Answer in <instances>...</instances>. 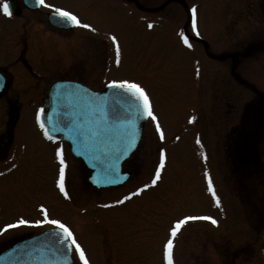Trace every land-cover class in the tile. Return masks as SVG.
Listing matches in <instances>:
<instances>
[{
	"label": "rangeland",
	"instance_id": "obj_1",
	"mask_svg": "<svg viewBox=\"0 0 264 264\" xmlns=\"http://www.w3.org/2000/svg\"><path fill=\"white\" fill-rule=\"evenodd\" d=\"M244 1L137 0L144 11L132 0H46L75 13L95 33L53 28L46 22L50 10L42 6L28 22L0 14V73L6 81L0 95V228L20 217L42 219L43 204L50 218L72 229L90 264H164L170 223L183 215H210L217 226L193 222L178 234L174 264H264V139H243L250 126L242 129L253 101L247 80L264 92V51L255 56L247 48L241 74L237 57L225 55L254 34L251 15L238 13ZM193 6L198 37L190 24ZM181 30L191 48L181 42ZM108 35L119 40V66ZM63 79L92 90H103L111 79H135L148 91L165 141L146 121L136 151L123 165L130 176L121 186L91 187L87 171L58 140L70 198L56 188L57 144L43 140L34 114L50 83ZM159 147L168 156L159 185L123 205L102 207L149 181ZM205 170L220 208L206 191ZM49 227L9 229L0 234V250ZM72 259L79 264L74 254Z\"/></svg>",
	"mask_w": 264,
	"mask_h": 264
},
{
	"label": "snow or ice",
	"instance_id": "obj_2",
	"mask_svg": "<svg viewBox=\"0 0 264 264\" xmlns=\"http://www.w3.org/2000/svg\"><path fill=\"white\" fill-rule=\"evenodd\" d=\"M37 6H42L50 10L52 20L56 24L69 28L85 29L89 32H96V29L89 23H84L72 11L65 8L48 4L46 0H35ZM190 24L193 35L199 36L197 8L193 6L189 10ZM0 14L5 17L12 15L10 0H0ZM152 25L149 24V28ZM181 42L188 48L192 45L184 30L179 33ZM113 47L115 63L120 64L121 51L119 40L115 35L107 37ZM198 74V73H197ZM57 89L62 86L57 85ZM105 87L110 91L106 94H96L88 89L77 86V91L72 93L58 92V104L51 112L45 115V109L36 111V124L47 141L57 144L55 148V159L58 165L55 186L59 193L69 199V194L65 187V176L67 162L64 158L63 148L59 146L57 133L63 134L75 145L77 155L88 158L89 163L98 169V177L102 180L108 175L118 173L119 161L126 158L136 147L138 140V122L150 121L155 129V135L163 143L165 141L164 130L161 127L160 118L155 112L152 99L142 85L135 79H111ZM194 117H189L188 122L192 123ZM47 125V126H46ZM176 139H179L177 137ZM199 145L201 142L196 140ZM202 158L204 154L201 153ZM167 151L164 147L158 148L157 162L154 164L148 182L143 183L134 191L124 195L114 201L113 204H105L102 207H114L123 205L133 197L141 196L145 191L155 188L162 180V173L167 166ZM16 165H13L15 168ZM3 175V173H0ZM204 181L206 191L211 198V203L216 207H221V199L217 195L215 186L207 170L204 171ZM105 182H114L105 180ZM42 219L28 220L20 217L14 223H9L0 228V234L20 227H43L50 226L42 234L43 244L32 251L19 250V255L29 256L33 260H39L41 264H75L72 259L73 254L79 260V264H90L85 249L78 242L72 229L62 220L50 218L48 210L43 204L39 206ZM193 222H206L212 226H217L218 221L210 215H183L174 219L168 228L167 238L162 244V256L164 264H174V242L178 234ZM46 250V251H45ZM18 251V250H14ZM33 252L39 255H33ZM49 256L51 258H49ZM17 264H21L17 260Z\"/></svg>",
	"mask_w": 264,
	"mask_h": 264
},
{
	"label": "water",
	"instance_id": "obj_3",
	"mask_svg": "<svg viewBox=\"0 0 264 264\" xmlns=\"http://www.w3.org/2000/svg\"><path fill=\"white\" fill-rule=\"evenodd\" d=\"M23 2L25 5H27L29 8H32V9L36 8V6H37L35 3V0H23ZM10 6H11V11L13 12V10H14V12H15V6H14L13 2H10ZM48 20L52 25H54L58 28H64V29L69 28V27H66L64 25L56 24L52 20L51 15L48 16ZM57 85H61L62 87L60 89H57V87H56ZM77 86H79L80 88L88 89L91 92H94L96 94H106L110 91L106 87L102 91H93V90L81 85L80 83H77L74 81H69V80L56 81L49 86L47 93H46V96L44 98L43 103H44L45 115L42 117V119L44 121H46L47 113L51 112L53 110V107H55L58 104V101L56 99L58 92H64V93L76 92L78 90ZM3 89H4V80H3L2 76L0 75V93L3 91ZM144 122L145 121H139L138 122L137 131H138L139 135H138L136 147H137V145L141 139V136H142V130H143ZM56 135L60 139L69 143L72 155L75 158L79 159L82 162V164L86 167V169L89 171V176H88L87 182L91 186H93L97 189L115 187V186L122 185L129 178V176H130L129 172H124V173L122 172V165L125 162V160L134 152L136 147L128 154V156L126 158L119 161L118 173L116 175H108L105 178V180L114 181V182L109 183V182H105V180H102L100 177H98V169L96 167H94L93 164L89 163V160L87 157L82 156V155H77L76 150H75V145L73 144V142L71 140L66 139L63 134L57 133ZM44 232H46V231H44ZM44 232L37 234V235H34V236H31V237H28L26 239H23V240L15 243V244H13L11 247L7 248L6 250L0 252V264H17V260H19L21 262V264H41V262L39 260H33L29 256L19 255L18 252H19V250L32 251V249H34V248L41 247L43 244L41 237H42V234ZM14 250H18V251H14ZM261 251H262V255H263V259H264V229L262 232ZM33 255H39V253L33 252ZM49 258H51V257L49 256Z\"/></svg>",
	"mask_w": 264,
	"mask_h": 264
},
{
	"label": "flooded vegetation",
	"instance_id": "obj_4",
	"mask_svg": "<svg viewBox=\"0 0 264 264\" xmlns=\"http://www.w3.org/2000/svg\"><path fill=\"white\" fill-rule=\"evenodd\" d=\"M14 1L16 2V15H11V18H23L26 22H28L32 16H35L36 10L26 8L21 0ZM132 1L134 2V5H138L141 10H146L144 9L145 7H142V5L140 6V3L138 4L137 0ZM165 1H169L170 3L179 2V0H164V2ZM254 1L255 3L253 4L252 2ZM238 11V13L240 14L243 13L241 14L242 16L248 14L251 15L250 19L248 17L246 18L249 19L248 21L251 23L250 25H253L254 27V34L252 33L251 39H247L244 43L243 41H241V46L239 50H237L238 55L240 57L237 61L238 72H240L239 67L242 66V59H245L247 56H249L246 54L247 48L251 49L250 51L253 50L254 52L251 53H255V56H257L259 52L263 53L264 51V0H251L250 3H248V0H245L243 3H241V6L239 7ZM27 14L28 16H26ZM242 32L243 30H241V34ZM243 48L245 50H243ZM251 53L250 55H253ZM251 57L254 58V56ZM261 60L263 59H259V61ZM256 61H258V58L256 59ZM251 92L253 94V101L249 102L250 114L247 118V124L244 123L245 127H243L242 129L247 128L249 126L250 128L248 131H245V133H243V139H251L252 137L256 139H264V92H261L259 89L256 88H251Z\"/></svg>",
	"mask_w": 264,
	"mask_h": 264
},
{
	"label": "bare ground",
	"instance_id": "obj_5",
	"mask_svg": "<svg viewBox=\"0 0 264 264\" xmlns=\"http://www.w3.org/2000/svg\"><path fill=\"white\" fill-rule=\"evenodd\" d=\"M264 226V225H263ZM261 231H262V229H261ZM262 235V234H261Z\"/></svg>",
	"mask_w": 264,
	"mask_h": 264
}]
</instances>
